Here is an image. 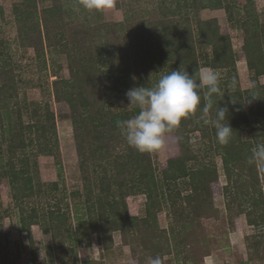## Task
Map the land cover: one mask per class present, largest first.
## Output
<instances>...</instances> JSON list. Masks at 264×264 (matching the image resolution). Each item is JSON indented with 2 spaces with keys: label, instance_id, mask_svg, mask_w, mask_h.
Returning a JSON list of instances; mask_svg holds the SVG:
<instances>
[{
  "label": "trees",
  "instance_id": "1",
  "mask_svg": "<svg viewBox=\"0 0 264 264\" xmlns=\"http://www.w3.org/2000/svg\"><path fill=\"white\" fill-rule=\"evenodd\" d=\"M169 1L174 6H164L159 15L130 23L89 24L67 18L63 0H51L42 8L37 0H22L14 8L21 44L37 53L45 47L57 48L66 55L69 72L68 77L52 81L56 113L45 103L42 108L34 107L32 121L24 123L20 109L14 118L8 107V100L17 96L15 76L11 69L0 67V108L5 110L6 119L0 123V178L8 179L20 228L29 235L30 245L32 224L50 234L45 264L77 263L74 255L65 258L68 247L73 251L75 242L89 243L93 235L99 248L109 253L114 232L120 233L122 244L129 246L137 264H147L148 257L156 256L166 264L165 256L172 254L177 264H198L218 241L206 233L210 219H221L213 202L216 193L225 199L226 216L244 214L248 224L261 228L260 233L247 236L249 256L241 264H262L264 260V171L248 163L252 148L264 143V83L259 81L264 75V21L254 0ZM219 8L243 32L241 53L252 74L251 90L241 88L237 71L241 56L233 50L230 35L221 32L216 18L199 17L204 9ZM198 44L210 50L200 53ZM3 53L4 43L0 41V59ZM200 56L211 70L221 71L223 94L214 96L216 103L205 116L206 89L201 90L195 114L182 119L169 133L175 135L179 153L167 158L157 175L151 153L130 147L116 126L117 120L129 119L138 110H114L107 105L105 95L107 91L152 87L161 75L178 69L198 75ZM233 79L235 88L231 87ZM250 102L255 108L249 107ZM219 104L228 108V119L223 123L229 122L233 128L227 145H221L216 129L204 123V119L215 118ZM57 118L72 123L85 186L83 205L75 204L74 226L67 202L65 208L58 202L54 208L35 202L40 197H55V191L60 190L58 181H40L35 158L50 155L60 163ZM248 130L252 132L248 134ZM194 131L200 133L196 144L189 136ZM215 154L221 157L224 185H220L211 157ZM132 194L146 196L144 216L129 213L126 197ZM165 209L170 222L162 227L158 213ZM53 250L56 260L51 257ZM32 254L37 264L34 250Z\"/></svg>",
  "mask_w": 264,
  "mask_h": 264
},
{
  "label": "rangeland",
  "instance_id": "2",
  "mask_svg": "<svg viewBox=\"0 0 264 264\" xmlns=\"http://www.w3.org/2000/svg\"><path fill=\"white\" fill-rule=\"evenodd\" d=\"M21 1L0 0V41L4 43V53L3 59H0V67L4 65L6 68L11 69L12 74L15 76L17 96L8 100L11 116L15 118L16 109H20L21 119L24 123H27L32 121L31 110L36 106L42 108L47 103L56 113L58 105L54 100L52 81L56 77H68L69 72L67 57L57 48L45 47L42 52L37 53L32 47L21 44L14 10L15 6ZM37 1L39 8L51 4V0ZM117 2V5L112 9L88 11L79 4L78 0H63V8L67 18H76L89 24H98L109 21L138 22L142 18L153 16L155 13L159 15V10H162L166 5L174 6L173 2L169 0L166 2H162V0H118ZM254 3L259 18L264 21V0H254ZM199 17L203 20L216 18L220 24L221 32L230 35L233 50L241 56L238 57L237 61L241 88L251 90L254 86L252 74L241 53L242 30L228 21L227 14L222 8L204 9L199 13ZM197 46L200 53L207 49V51L210 50V47L205 48L199 44ZM203 59L200 56L202 64L200 71L204 69L211 70L202 63ZM259 81L264 83V75L259 77ZM125 93L107 91L105 95L107 105L114 110L127 109L129 101ZM0 104H2L1 100ZM249 107L255 108L252 107L251 102ZM4 111L0 108V123L6 120ZM251 132L252 130H248V134ZM189 136L193 143H199L200 133L198 131L189 133ZM56 140L60 153L59 164L50 155L38 154L35 155V158L40 181L43 183L58 181L60 190L55 191V197H40L37 200L38 202H35L38 205L43 203L46 208L56 207L55 202H58L57 205L61 208H65L67 202L72 217L71 223L74 226L73 212L75 204L83 205L86 194L70 120L56 119ZM34 150L32 149V152ZM178 153L179 145L175 135L167 134L166 147L162 151L151 153L156 167V174L160 175L161 167L167 158ZM27 154L33 159V153L28 151ZM211 157L215 161L219 172L220 185H224L226 177L223 172L221 157L218 154ZM99 173H102L101 169ZM94 193L91 194L92 198H94ZM35 202H30V204L32 205ZM213 202L216 209L219 210L221 219L218 221L210 219L209 229L206 233L216 236L218 241L215 245H212V252L198 264H241L249 256L247 243L250 239L247 236L260 233L261 228L248 224L244 214L232 217L226 216L225 199L222 194L216 193ZM13 203L8 179L0 178V264L9 260H12L13 264H34L32 250H34L37 264H45V257H49L47 245L52 242L50 234L44 233L41 226L32 224L33 245H30L29 235L20 228ZM126 203L130 214L144 216L146 203L144 194L128 195ZM50 204L53 206H50ZM158 220L160 226L166 227L168 225L170 217L166 209L158 213ZM91 238L89 243L75 242L73 251L68 247L65 258L69 260L73 255L76 256L77 263L75 264H82L86 260L89 264H96L95 262H99V264H137L130 256L129 246L122 244L119 232L113 233V246L109 253L105 249L101 250L99 248L95 235ZM52 256L56 260L54 250L51 253ZM165 260L169 261H166V264H177L173 254L166 255ZM180 262L182 263V261ZM262 264H264V260Z\"/></svg>",
  "mask_w": 264,
  "mask_h": 264
},
{
  "label": "clouds",
  "instance_id": "3",
  "mask_svg": "<svg viewBox=\"0 0 264 264\" xmlns=\"http://www.w3.org/2000/svg\"><path fill=\"white\" fill-rule=\"evenodd\" d=\"M88 11H104L116 6L117 0H78ZM135 79V78H134ZM220 73L201 70L198 75L188 71L174 70L161 75L152 87L138 86L125 93L129 110L137 109L129 119L117 120L116 126L127 144L140 153H154L166 147V136L180 126L182 119L195 114L201 102V90L206 89L202 109L205 116L213 108L214 96L222 95ZM231 87H236L233 79ZM253 97V96H252ZM235 103V100L232 101ZM228 119V108L220 106L214 119H204L216 129V137L221 145H227L233 133ZM249 164L264 171V143H258L251 150ZM147 264H162L161 258L148 257Z\"/></svg>",
  "mask_w": 264,
  "mask_h": 264
},
{
  "label": "crops",
  "instance_id": "4",
  "mask_svg": "<svg viewBox=\"0 0 264 264\" xmlns=\"http://www.w3.org/2000/svg\"><path fill=\"white\" fill-rule=\"evenodd\" d=\"M208 68V67H207ZM210 69V68H209Z\"/></svg>",
  "mask_w": 264,
  "mask_h": 264
}]
</instances>
